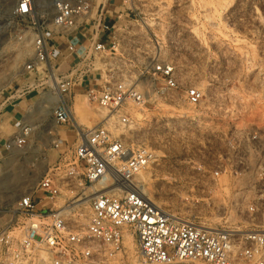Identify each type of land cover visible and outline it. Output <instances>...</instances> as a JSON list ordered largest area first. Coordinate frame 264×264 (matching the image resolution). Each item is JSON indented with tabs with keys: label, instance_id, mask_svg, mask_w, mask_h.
Returning <instances> with one entry per match:
<instances>
[{
	"label": "rangeland",
	"instance_id": "374dc122",
	"mask_svg": "<svg viewBox=\"0 0 264 264\" xmlns=\"http://www.w3.org/2000/svg\"><path fill=\"white\" fill-rule=\"evenodd\" d=\"M35 2L37 15L50 25L54 0ZM114 3L118 5L119 0ZM143 3L146 5L126 18L129 25L124 32L122 57L109 56L94 62L101 70L94 71L93 76L129 81L146 95L144 105L127 109L131 126L126 130L115 127L114 116L109 122L112 131L130 144L155 150L156 161L141 174L140 181L158 206L207 228L235 234L264 232V171L251 173L255 184L249 183L248 175L243 179L229 173L218 179L213 175L223 164H247L254 159L253 154L264 155V0ZM14 10L15 0H0V107L24 83V64L34 53L29 23L17 17ZM154 34L160 39L156 49L152 44ZM152 52L172 62L181 80L205 91L199 106H189L183 90L167 101L152 95ZM41 89L30 95L39 100ZM78 101L81 103L82 98ZM9 103L0 111L3 141L16 132L10 121ZM100 110L93 105V110L86 111L76 125L90 128L113 115L102 110V117ZM31 121L41 127L25 149L8 152L0 148V233L19 220L20 198L37 188L60 157L47 133L54 126L51 110L35 113ZM64 130L69 145L74 146L79 141L75 126L70 124ZM247 133L262 137L249 143ZM65 152L66 144L61 150ZM102 188L67 189L62 199L86 202ZM251 205L259 211L249 212ZM76 212L72 221L85 227L79 221L82 214L89 223V203ZM128 254L134 259L126 263L138 264L136 245L133 251L128 248Z\"/></svg>",
	"mask_w": 264,
	"mask_h": 264
},
{
	"label": "built area",
	"instance_id": "2783aa9c",
	"mask_svg": "<svg viewBox=\"0 0 264 264\" xmlns=\"http://www.w3.org/2000/svg\"><path fill=\"white\" fill-rule=\"evenodd\" d=\"M115 1L54 0L51 24L46 25L36 13L35 0H15V15L28 22L33 33L34 53L24 64V83L2 103L0 111L9 101L41 87L39 103L31 114L51 110L54 126L47 133L60 157L37 188L20 198L19 220L0 233V264H127L134 259L128 254L129 236L136 243L138 264H264L263 231L235 234L207 228L166 211L147 196L140 177L156 161L154 149L115 135L110 118L90 128L76 125L88 111L83 109L82 116H76V107H82L85 100L116 116L115 127L122 130L132 124L127 109L147 101L129 81L92 75L101 70L94 63L98 59L122 57L129 25L126 18L146 5L143 0H120L122 11L114 19L110 9ZM159 42L154 34L155 49ZM160 58L161 54L152 52V95L167 101L183 90L185 102L199 106L205 91L181 80L176 66ZM70 124L79 138L74 146L69 145L64 130ZM40 127L38 122L22 120L10 139H0V148L8 152L25 149ZM246 135L249 143L262 137ZM65 144L67 152L61 153ZM253 158L256 163L249 159L242 165L223 164L213 175L216 179L223 173L240 179L248 175L249 183L255 184L251 173L264 171V155L253 154ZM97 185L104 190L77 202L80 207L89 203L90 209L89 223L80 227L72 221L77 215L76 201L62 199L63 192ZM258 211L254 205L249 207L251 213Z\"/></svg>",
	"mask_w": 264,
	"mask_h": 264
},
{
	"label": "crops",
	"instance_id": "0c3cea01",
	"mask_svg": "<svg viewBox=\"0 0 264 264\" xmlns=\"http://www.w3.org/2000/svg\"><path fill=\"white\" fill-rule=\"evenodd\" d=\"M121 11L122 10H121L120 0L118 5H116L115 3L112 4V7L110 9L112 18L115 19L117 14H119ZM63 49H65V46H63ZM9 102H10L8 105L10 107L9 114L11 115L10 121L12 122V125L14 126V130L16 131L22 120L24 119L31 120L32 117L31 110L38 105L39 100L31 96L30 94H27L20 99L12 100Z\"/></svg>",
	"mask_w": 264,
	"mask_h": 264
},
{
	"label": "bare ground",
	"instance_id": "6f19581e",
	"mask_svg": "<svg viewBox=\"0 0 264 264\" xmlns=\"http://www.w3.org/2000/svg\"><path fill=\"white\" fill-rule=\"evenodd\" d=\"M54 99H55V97H54ZM40 108H42L43 107V105H40L39 106ZM37 108V107H36ZM83 109H87V110H93V105L92 104H90L89 103V101L88 100H85L84 102H83V105H82V107H76V116L77 117H81L82 115V111H83ZM98 110V109H97ZM34 112V111H33ZM100 113H101V115H102V117H105V113H104V111H102V110H100ZM114 116H108V117H106V119H109L110 121H112V119H114L113 118ZM104 119V118H103ZM148 177V176H147ZM104 189H102V191H103ZM63 203V202H62ZM75 206H76V209H78V208H80V206H79V204H77V201L75 202ZM81 211V209H79L78 210V213ZM88 221V219L86 220V217H85V215H82L81 214V219H80V221H79V223L81 224V225H83V226H86V222ZM128 247H129V249L131 250V251H133L134 250V248H135V245H136V243H135V240H134V238L132 237V236H129V238H128Z\"/></svg>",
	"mask_w": 264,
	"mask_h": 264
}]
</instances>
